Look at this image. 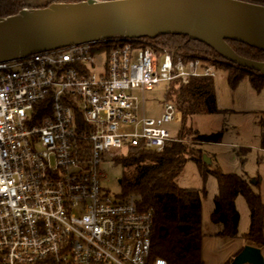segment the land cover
Here are the masks:
<instances>
[{"label": "built area", "instance_id": "2783aa9c", "mask_svg": "<svg viewBox=\"0 0 264 264\" xmlns=\"http://www.w3.org/2000/svg\"><path fill=\"white\" fill-rule=\"evenodd\" d=\"M110 42L0 64V264H167L150 260L151 212L108 195L101 165L179 142L174 106L146 117L144 94L214 79V67L145 40Z\"/></svg>", "mask_w": 264, "mask_h": 264}, {"label": "trees", "instance_id": "16d2710c", "mask_svg": "<svg viewBox=\"0 0 264 264\" xmlns=\"http://www.w3.org/2000/svg\"><path fill=\"white\" fill-rule=\"evenodd\" d=\"M86 1L65 0V3ZM236 1L264 7V0ZM52 4L59 2L54 1L38 9ZM23 10L25 7L20 0H0V19L16 16ZM145 41L150 45L157 43L183 59L200 60L215 69H223L226 83L232 90L243 80H247L255 92L264 88V77L226 63L208 46L186 37L164 36ZM116 43L105 42L98 46L111 50L116 47ZM227 44L238 57L264 63L263 52L235 42ZM166 88L164 101L174 106L179 119V130L173 136L179 142L167 144L159 153L128 147L111 160L121 170L118 181L120 197H134L140 211L152 214L150 260L162 259L167 264H203L201 244L205 237L242 239L246 247H264V207L258 192V178L249 179L218 170L202 174L204 178L210 175L216 181V195L210 214V222L215 230L209 234L203 232L201 217L202 199L206 192L204 189H180L175 183L188 160L191 147L217 145L221 142V134L202 136L198 129L193 133L194 130L188 126V121L194 117L222 113L217 107L213 79L195 78L186 84L175 81ZM191 160L202 173V159ZM238 198L244 200L249 217L247 232L241 236L238 231L240 218L236 210Z\"/></svg>", "mask_w": 264, "mask_h": 264}, {"label": "water", "instance_id": "95a60500", "mask_svg": "<svg viewBox=\"0 0 264 264\" xmlns=\"http://www.w3.org/2000/svg\"><path fill=\"white\" fill-rule=\"evenodd\" d=\"M181 36L226 63L264 77V63L238 57L227 42L264 53V7L236 0H88L23 10L0 19V64L71 46ZM234 264H263L245 247Z\"/></svg>", "mask_w": 264, "mask_h": 264}, {"label": "rangeland", "instance_id": "374dc122", "mask_svg": "<svg viewBox=\"0 0 264 264\" xmlns=\"http://www.w3.org/2000/svg\"><path fill=\"white\" fill-rule=\"evenodd\" d=\"M25 10H36L47 6L39 2L20 0ZM65 3V0H52ZM96 2L110 0H93ZM20 13V12H19ZM153 45V44H152ZM155 46L161 45L154 43ZM164 49V48H163ZM166 49V48H165ZM167 50V49H166ZM168 51V50H167ZM213 79L217 107L220 114L194 117L188 121V126L193 130L198 129L202 136L221 134V142L217 145H195L189 150L188 160L175 180L180 189H191L206 192L202 199V229L205 233H212L215 229L210 222V214L213 210V198L216 195V181L210 175L204 178L203 173L218 170L224 174L246 176L249 179L259 178V189L264 191V154L258 152L264 147V88L255 92L249 82L243 80L235 89H230L226 83V73L223 69H215ZM166 86L160 84L150 92L144 94L145 103L143 112L146 117L156 118L161 115V103L164 101ZM136 97H139L138 95ZM172 136L179 130V119L168 128ZM242 151L240 153L239 151ZM250 150V151H249ZM202 159V173L191 160ZM104 179L101 187L110 196L120 195L118 181L120 180V167L111 162L101 165ZM236 210L239 214V235L247 232L249 225L248 211L244 200H236ZM244 242L242 239H240ZM235 256L228 264H234ZM261 258V257H260ZM262 259V258H261ZM263 262V260H262ZM264 264V263H263Z\"/></svg>", "mask_w": 264, "mask_h": 264}, {"label": "crops", "instance_id": "0c3cea01", "mask_svg": "<svg viewBox=\"0 0 264 264\" xmlns=\"http://www.w3.org/2000/svg\"><path fill=\"white\" fill-rule=\"evenodd\" d=\"M27 1L39 2L42 3L43 5H45L46 3L50 4L52 2V0H27ZM261 150H264V147L258 150V152L264 154V152H261ZM262 169L264 170L263 165H262ZM260 184L261 181L258 178V192L260 194V198L264 207V191L263 190L261 191V189H259ZM245 247H246L245 243L242 242L240 239H219V238L205 237L202 239V244H201L202 263L228 264L235 256H238ZM256 249H258L260 257L262 258L264 263V247H259Z\"/></svg>", "mask_w": 264, "mask_h": 264}]
</instances>
